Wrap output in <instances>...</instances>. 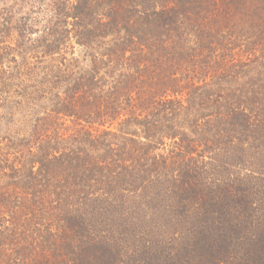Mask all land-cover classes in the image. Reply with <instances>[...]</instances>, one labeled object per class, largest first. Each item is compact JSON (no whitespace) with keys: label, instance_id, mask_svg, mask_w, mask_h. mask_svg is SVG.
I'll list each match as a JSON object with an SVG mask.
<instances>
[{"label":"trees","instance_id":"trees-1","mask_svg":"<svg viewBox=\"0 0 264 264\" xmlns=\"http://www.w3.org/2000/svg\"><path fill=\"white\" fill-rule=\"evenodd\" d=\"M258 150L264 0H0V264H122L119 219L156 216L158 264H222Z\"/></svg>","mask_w":264,"mask_h":264},{"label":"rangeland","instance_id":"rangeland-1","mask_svg":"<svg viewBox=\"0 0 264 264\" xmlns=\"http://www.w3.org/2000/svg\"><path fill=\"white\" fill-rule=\"evenodd\" d=\"M165 153H167L166 147ZM257 156H260L261 158L248 161L247 164H245V168L253 170L254 174L259 175L264 172V163H262L264 162V152L262 150L256 151L255 157ZM231 172L233 173L234 171L231 170ZM243 174L247 173L243 171ZM226 175L227 174L221 175L219 178L221 179ZM255 178L256 179H251L250 186H252V183H257V181L261 185L264 184L262 178ZM260 198L261 197H257L255 202H253L255 204L249 206V210L254 213L255 216L251 214H245L242 220L243 223L241 225L243 228L240 227V230H237L235 233L237 236L233 235L235 239L233 238V240H231V242L228 243L226 247L222 248V264H246L247 255L250 253L249 250L254 245V243H252V234L254 232L252 227L255 226L252 221H256L257 214L264 215V201H260ZM168 201L169 198L165 197V213H168L167 210L170 209L168 206ZM169 214L171 216L173 215L172 212H169ZM138 218L142 219V216L140 215ZM177 225L178 222L176 221H173L172 224L167 222L166 217L165 219L160 217L157 218V216L153 218L145 217V219L142 221L134 217L120 218L118 223L120 240L118 243L123 245H116V247H120L121 252H128L130 254L129 257L122 258V264H158V259H161L163 256H165L166 259L171 258L174 261L185 260L177 258L181 257L178 255L180 253L176 250L178 249L177 238L179 239L183 232V230L180 229L181 227ZM120 230H122V233H120ZM175 253H178L177 257L173 256ZM251 258L248 260L247 264H253V262H251Z\"/></svg>","mask_w":264,"mask_h":264}]
</instances>
